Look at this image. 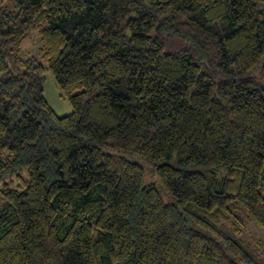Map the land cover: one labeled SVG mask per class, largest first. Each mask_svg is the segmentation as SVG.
<instances>
[{
  "label": "trees",
  "instance_id": "trees-1",
  "mask_svg": "<svg viewBox=\"0 0 264 264\" xmlns=\"http://www.w3.org/2000/svg\"><path fill=\"white\" fill-rule=\"evenodd\" d=\"M250 223L264 0H0V264H264Z\"/></svg>",
  "mask_w": 264,
  "mask_h": 264
},
{
  "label": "rangeland",
  "instance_id": "rangeland-1",
  "mask_svg": "<svg viewBox=\"0 0 264 264\" xmlns=\"http://www.w3.org/2000/svg\"><path fill=\"white\" fill-rule=\"evenodd\" d=\"M40 36L36 31L30 32V34L22 41L21 43V54L24 57L36 55L41 47ZM44 95L49 101L50 105L56 111V113L60 116L67 115L72 112V105L68 98L63 94L60 88L57 86L56 80L52 74V72L48 69L45 74L44 80ZM136 160L145 168L146 170V182L148 184H153L157 186V188L161 191L162 196L166 202H170L172 200V196L165 190L160 179L158 178L157 172L155 170V165L159 164L162 161L154 164L152 161H149L144 158L137 157ZM217 172L218 178H222L227 173L226 167H219L215 169ZM248 224H246L247 226ZM246 236H241L247 243H250L252 248L255 249L257 254H259L260 259L264 262V229L258 227L255 223H250V228L245 229ZM260 240L261 244H254V238ZM257 245V248H256Z\"/></svg>",
  "mask_w": 264,
  "mask_h": 264
}]
</instances>
